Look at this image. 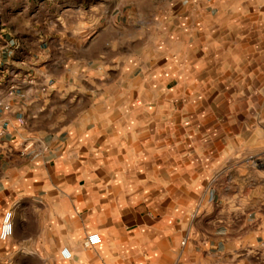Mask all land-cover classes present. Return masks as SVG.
Wrapping results in <instances>:
<instances>
[{
	"label": "crops",
	"instance_id": "crops-1",
	"mask_svg": "<svg viewBox=\"0 0 264 264\" xmlns=\"http://www.w3.org/2000/svg\"><path fill=\"white\" fill-rule=\"evenodd\" d=\"M164 1L0 0V217L12 210L14 223L0 264H264V144L251 122L208 148L187 130L174 142L171 119L125 110L141 103L139 80L122 77L138 24ZM263 1L197 0L244 18L239 81L264 68L252 49ZM92 232L102 241L88 246Z\"/></svg>",
	"mask_w": 264,
	"mask_h": 264
},
{
	"label": "rangeland",
	"instance_id": "rangeland-1",
	"mask_svg": "<svg viewBox=\"0 0 264 264\" xmlns=\"http://www.w3.org/2000/svg\"><path fill=\"white\" fill-rule=\"evenodd\" d=\"M132 12L125 10L123 17L129 29ZM145 14L138 24L139 57L126 59L134 68L122 75L126 88L139 80L141 103L133 107L126 102L127 113L155 115L163 126L171 119L174 142L187 130L190 146L204 142L208 148L228 144L227 136L235 133L245 136L251 122L257 144H264V68L254 67L249 82L239 81L235 73L245 66L244 18L239 23L233 9L203 8L197 0H165ZM252 30L256 64L264 61V52L259 53L264 49V7L253 10ZM201 123L204 137L198 138L194 131ZM240 143L245 139L237 138Z\"/></svg>",
	"mask_w": 264,
	"mask_h": 264
},
{
	"label": "built area",
	"instance_id": "built-area-1",
	"mask_svg": "<svg viewBox=\"0 0 264 264\" xmlns=\"http://www.w3.org/2000/svg\"><path fill=\"white\" fill-rule=\"evenodd\" d=\"M28 81L31 82L32 79H28ZM41 89H42V91H47V86L44 85ZM1 107L7 109L8 105L4 104L2 99L0 98V108ZM5 132H6V129H5L4 125H0V137L4 136ZM33 145H34L33 142H30V141H25L24 143H22L21 154L27 153L31 149V147ZM9 212L12 213V224H13L12 235H13V233H14L13 211L12 210H8V211H6L4 213V215H6ZM101 241H102V237H101V235L98 232H92V233L88 234L87 238H86V244L88 246L98 245L99 243H101ZM62 251L66 253V256L63 255L65 258H70L71 257L72 253H71V251L68 248H64Z\"/></svg>",
	"mask_w": 264,
	"mask_h": 264
},
{
	"label": "clouds",
	"instance_id": "clouds-1",
	"mask_svg": "<svg viewBox=\"0 0 264 264\" xmlns=\"http://www.w3.org/2000/svg\"><path fill=\"white\" fill-rule=\"evenodd\" d=\"M13 224L12 213L9 212L3 217H0V240H7L12 236ZM61 255L66 253L62 251Z\"/></svg>",
	"mask_w": 264,
	"mask_h": 264
}]
</instances>
